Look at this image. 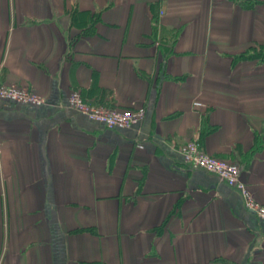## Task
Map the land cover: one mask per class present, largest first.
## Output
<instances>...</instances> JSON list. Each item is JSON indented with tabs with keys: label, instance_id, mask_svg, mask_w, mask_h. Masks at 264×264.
<instances>
[{
	"label": "crops",
	"instance_id": "0c3cea01",
	"mask_svg": "<svg viewBox=\"0 0 264 264\" xmlns=\"http://www.w3.org/2000/svg\"><path fill=\"white\" fill-rule=\"evenodd\" d=\"M0 81L44 99L0 98V264H264V222L178 151L264 204V0H0Z\"/></svg>",
	"mask_w": 264,
	"mask_h": 264
},
{
	"label": "built area",
	"instance_id": "2783aa9c",
	"mask_svg": "<svg viewBox=\"0 0 264 264\" xmlns=\"http://www.w3.org/2000/svg\"><path fill=\"white\" fill-rule=\"evenodd\" d=\"M0 98L22 104H41L44 102L43 97L33 91L1 81ZM67 102L69 106L86 115L89 119L111 128H131L144 115L142 108L120 110L105 105L88 103L77 91H71L68 94ZM192 104L198 108L202 106V103L196 100ZM178 151L186 165L210 171L226 184L235 188L239 192L244 206L264 222V204L254 198L247 184L240 178V167L237 163L207 154L200 147L199 141L195 139L180 145Z\"/></svg>",
	"mask_w": 264,
	"mask_h": 264
}]
</instances>
